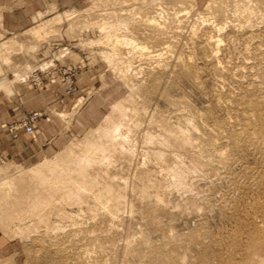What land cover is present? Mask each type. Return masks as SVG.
<instances>
[{
  "label": "rangeland",
  "instance_id": "obj_1",
  "mask_svg": "<svg viewBox=\"0 0 264 264\" xmlns=\"http://www.w3.org/2000/svg\"><path fill=\"white\" fill-rule=\"evenodd\" d=\"M247 261L264 0H0V264Z\"/></svg>",
  "mask_w": 264,
  "mask_h": 264
},
{
  "label": "bare ground",
  "instance_id": "obj_2",
  "mask_svg": "<svg viewBox=\"0 0 264 264\" xmlns=\"http://www.w3.org/2000/svg\"><path fill=\"white\" fill-rule=\"evenodd\" d=\"M221 42V41H220ZM213 53V52H212ZM254 54V53H253ZM215 55V54H214ZM215 62H216V60H215ZM262 63V62H261ZM217 65V64H216ZM220 66V65H219ZM218 78V77H217ZM1 81H3V80H1ZM3 83V82H2ZM239 107V106H238ZM242 114V113H241ZM242 116H244V115H242ZM111 127V126H110ZM109 127V128H110ZM237 127V126H236ZM235 128V127H234ZM105 129V128H104ZM231 129V128H230ZM243 129V128H242ZM104 131V130H103ZM109 131V130H108ZM106 132V131H105ZM111 132V131H110ZM243 133V132H242ZM110 134V133H109ZM251 135H252V133H251ZM253 137V136H252ZM87 144V146H88V148L90 149V147H92V144H94V142H88V143H86ZM89 144V145H88ZM95 145V144H94ZM53 165H48V168H47V170H49V171H51L52 172V170L54 169V168H56V167H52ZM81 167L79 166L78 167V171H80L81 169H80ZM66 169V168H65ZM42 171H43V169H42V167H38L37 169H35V170H33V172H36V173H38V174H40V173H42ZM50 172V173H51ZM66 172V171H65ZM69 172V171H68ZM77 172V171H76ZM256 219V218H255ZM259 227V226H258ZM263 230V229H262ZM259 256V255H258ZM126 258V257H125ZM252 261H255V260H252ZM248 263H249V261H247ZM259 262V261H258ZM253 263V262H252ZM250 264V263H249Z\"/></svg>",
  "mask_w": 264,
  "mask_h": 264
},
{
  "label": "crops",
  "instance_id": "obj_3",
  "mask_svg": "<svg viewBox=\"0 0 264 264\" xmlns=\"http://www.w3.org/2000/svg\"><path fill=\"white\" fill-rule=\"evenodd\" d=\"M13 3H14V1H13V2H11V3H9V2H8V6H9V5H11V4H13Z\"/></svg>",
  "mask_w": 264,
  "mask_h": 264
},
{
  "label": "built area",
  "instance_id": "obj_4",
  "mask_svg": "<svg viewBox=\"0 0 264 264\" xmlns=\"http://www.w3.org/2000/svg\"><path fill=\"white\" fill-rule=\"evenodd\" d=\"M30 128H28V130H29Z\"/></svg>",
  "mask_w": 264,
  "mask_h": 264
}]
</instances>
